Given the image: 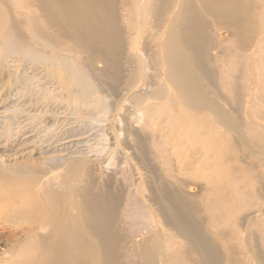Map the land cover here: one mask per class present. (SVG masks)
Returning a JSON list of instances; mask_svg holds the SVG:
<instances>
[{"label":"bare ground","instance_id":"1","mask_svg":"<svg viewBox=\"0 0 264 264\" xmlns=\"http://www.w3.org/2000/svg\"><path fill=\"white\" fill-rule=\"evenodd\" d=\"M260 1L0 0V264H253L232 143L264 142ZM61 53L59 82L30 64Z\"/></svg>","mask_w":264,"mask_h":264},{"label":"rangeland","instance_id":"2","mask_svg":"<svg viewBox=\"0 0 264 264\" xmlns=\"http://www.w3.org/2000/svg\"><path fill=\"white\" fill-rule=\"evenodd\" d=\"M237 1H240L242 3L244 2V5L246 4L249 7V9L257 8L261 3L260 0H237ZM248 25H249V28H252L250 23H248ZM226 31H225V35L227 37H230V40H233V43H232L233 45L231 46L230 43H226L224 40L220 41V42L216 41V44L219 45L220 47H222L223 49H226L224 51V55L228 56L230 54V52L234 51L235 49H240V47L238 45L240 44L239 42L242 39L240 38V35L234 34V36H230ZM254 36H255L254 31L250 30L248 32V36H246V39H248L247 46H248V43L250 42V39H253ZM213 39L214 40L217 39L216 36L213 37ZM213 44H214V41H212V43H209L208 47L209 46L213 47ZM262 44H264V43H262ZM262 49H264V47ZM48 54L50 55V53H47V55ZM262 54L264 56V52H262ZM10 56L18 57V54H10ZM69 58L70 57L68 55H66L65 53H61L60 55H56V56L51 55V59L50 58L47 59L49 62H47V63L44 62L42 65L38 64V62H31L30 64L35 66V67H38V68L42 67L41 68L42 71L44 73L46 72L45 74L48 75L49 80L54 81V82H59L60 76L58 75V73H55L56 69L55 68L50 69L49 66H51V64L52 65L56 64L57 61H60L61 64L65 67L66 65H69L72 62L69 60ZM263 62H264V58H263ZM23 64L24 63L22 62L21 65H23ZM47 65H48V67H47ZM65 72H67V71H65ZM238 74L240 75V70H239ZM34 77H36V73H34ZM89 78H90V76H89ZM22 84H23L22 77H18V80L16 81L15 85L23 86ZM24 84H25V81H24ZM36 84L37 83H34V85H33L34 89L36 87ZM33 88H32V90H33ZM235 88H236V92L234 94L226 93L225 91H219L218 97H219V99L223 100L224 103H227L228 106H226V107L230 108L231 114H232L236 124L238 125L240 123L238 125V127H241L243 125H246V122H244L246 120V115L243 112L244 110H246V108H245V95L243 94V91H242L243 86H242V83L239 82V80H237V84H236ZM29 91H31V90L28 87L26 89V92H23L22 95H24L25 98H28L29 96H28L27 92H29ZM61 93L66 95L64 87H62ZM69 102H70V106L72 107L73 104L71 103V98H69ZM257 103L261 104V106H260V109L257 110V112H256L257 114L256 113L255 114H256V116L259 117L258 122H260L264 127V101L263 102L258 101ZM36 111H35L36 114H38V113L41 114V111L39 110V108ZM58 115L62 116L64 114L59 113ZM44 117H45V119H51L52 115L48 114L47 116H44ZM113 128H114L115 132H117V133L119 132L116 126H114ZM233 134L234 135H233L232 149H233V152L235 153V164H234V166L236 167V169H238L239 167H245L246 168L245 173L237 176L238 182H242L243 179L246 178L244 180L245 183L243 182L242 185L244 184L243 186L245 187L246 190H248L247 195H245V197L243 199H241L242 207H239V209H240L239 211L237 210L238 213L236 216V222H239L241 224V223H245L246 219L251 216V214H248L249 213L248 211H252V210L257 209V208L264 209V163H259L258 161H256L254 159V155L258 151H261L263 149L264 142L262 143L263 145L258 143L257 141L254 142L251 140L250 136H249L250 141L246 142L245 140L240 138L235 133H233ZM227 164H231V163L228 162ZM194 182H195V185H198V187L189 188V194L195 195V199L198 202L199 201L198 196H199L204 185H203V181L199 177H195ZM261 223H264V216L261 218ZM243 226L244 225H241V229L243 230V234H246V237L249 239L247 241L246 245H248V247H251L253 249L252 250V253H253L252 258L249 259V261H251L253 264H264V248L261 247L259 242H258V239L260 240V234H261L258 226L256 225V223L249 224V225H247V227L246 226L243 227ZM244 237L245 236H243V238Z\"/></svg>","mask_w":264,"mask_h":264}]
</instances>
